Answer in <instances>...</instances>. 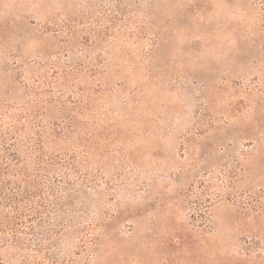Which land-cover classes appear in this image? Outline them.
Listing matches in <instances>:
<instances>
[{
  "label": "rangeland",
  "instance_id": "374dc122",
  "mask_svg": "<svg viewBox=\"0 0 264 264\" xmlns=\"http://www.w3.org/2000/svg\"><path fill=\"white\" fill-rule=\"evenodd\" d=\"M0 173L53 264H264V0H0Z\"/></svg>",
  "mask_w": 264,
  "mask_h": 264
},
{
  "label": "trees",
  "instance_id": "16d2710c",
  "mask_svg": "<svg viewBox=\"0 0 264 264\" xmlns=\"http://www.w3.org/2000/svg\"><path fill=\"white\" fill-rule=\"evenodd\" d=\"M19 161V158H16ZM20 175L23 173L17 172ZM6 174V173H5ZM42 176L46 177L47 174L41 173ZM1 176V173H0ZM31 177V175H28ZM11 179V178H10ZM38 179V178H37ZM23 182L26 181L28 188H22L21 183H17L11 179L0 178V196L1 198H13L16 203L20 205V202L29 200V195L32 197H37L42 204L39 208L32 209V215L30 218H22L23 205L16 208L15 214L13 216L14 220L0 217V234L7 235L11 234L14 242L21 244V247L27 252L23 255L20 264H48L58 262L56 254L53 249H55L56 240H54L55 234L58 231L54 230L51 226L50 216L54 212V205L44 196L43 191L45 187L43 186L44 181L37 182L34 179L28 181L27 179H21ZM31 188V189H30ZM28 189V190H27ZM30 189V190H29ZM9 192L7 193V191ZM32 191L35 193L32 195ZM239 203L248 212L254 213H264V190L259 192L250 193L247 197L242 198ZM30 223V224H28ZM23 233L30 234L28 238L23 237ZM25 246V248H24ZM30 250V252H28ZM47 262V263H45Z\"/></svg>",
  "mask_w": 264,
  "mask_h": 264
}]
</instances>
